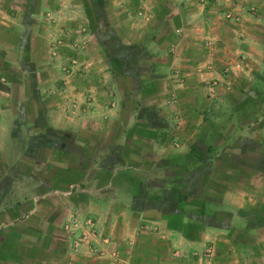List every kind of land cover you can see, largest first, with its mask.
Wrapping results in <instances>:
<instances>
[{
    "label": "crops",
    "instance_id": "1",
    "mask_svg": "<svg viewBox=\"0 0 264 264\" xmlns=\"http://www.w3.org/2000/svg\"><path fill=\"white\" fill-rule=\"evenodd\" d=\"M118 252L264 264V0H0V264Z\"/></svg>",
    "mask_w": 264,
    "mask_h": 264
},
{
    "label": "rangeland",
    "instance_id": "2",
    "mask_svg": "<svg viewBox=\"0 0 264 264\" xmlns=\"http://www.w3.org/2000/svg\"><path fill=\"white\" fill-rule=\"evenodd\" d=\"M61 44V43H60ZM64 44L62 43V46H63ZM52 53H53V55L55 54H57L58 53V50L57 49H55L54 50V52H53V50H52ZM76 63V62H75ZM75 63H70V64H62V66H61V68H62V70L63 71H68L69 70V68L73 65V64H75ZM77 64V63H76ZM115 65V67H121V63H115L114 64ZM127 63H125V64H123V66L125 67V68H127ZM122 70V69H121ZM209 80V79H208ZM208 80H207V83L205 84L207 87H213V88H215V87H217V86H220L221 85V83H225L224 81V78L222 79V80H220V79H217V78H214L213 80L211 79L209 82H208ZM211 92H213L214 93V91L213 90H211ZM17 93H18V91H17ZM18 96V95H17ZM175 99H176V101H177V97H175ZM126 119H127V121H128V119H130V117H125ZM215 187V189H209L208 191L209 192H206L210 197H214L215 199H217L220 195H219V191H222V190H220L221 188H217L216 187V185L214 186ZM143 229V231H147V230H150L148 227H143L142 228ZM73 242H74V247H75V240H73ZM91 242H94L95 244H99V243H101L100 241H98V238L94 241V240H91ZM91 242H89V244H90V247H91V251L93 250V247L95 246V245H91ZM103 244V243H102ZM132 245H133V242L131 243ZM105 245V244H104ZM101 246H103V245H101ZM103 251H105V249H102ZM207 253V255H208V253H209V248L207 249V250H205V252L203 253V255L205 256V257H208V256H206L205 254ZM111 256L112 257H114V260H112L111 259ZM111 256H108L106 259H108V261L109 262H107L106 264H135L134 262H133V257L127 252L126 254H123L122 252H118V254L117 255H111ZM135 258V257H134ZM116 259V260H115ZM144 262H145V259L144 258H142V263L141 264H144ZM140 264V263H139Z\"/></svg>",
    "mask_w": 264,
    "mask_h": 264
},
{
    "label": "built area",
    "instance_id": "3",
    "mask_svg": "<svg viewBox=\"0 0 264 264\" xmlns=\"http://www.w3.org/2000/svg\"><path fill=\"white\" fill-rule=\"evenodd\" d=\"M69 231L77 236L75 240V248L78 249L82 242L96 240L99 236L97 223L91 218L77 219L73 223H69ZM109 241H105L104 244H109ZM93 251L98 253V246L93 247Z\"/></svg>",
    "mask_w": 264,
    "mask_h": 264
}]
</instances>
